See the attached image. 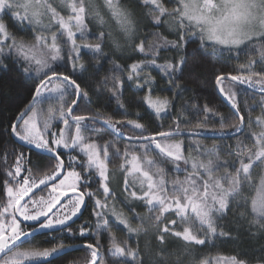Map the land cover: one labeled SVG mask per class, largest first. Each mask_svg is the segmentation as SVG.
I'll list each match as a JSON object with an SVG mask.
<instances>
[{
	"label": "snow or ice",
	"instance_id": "snow-or-ice-1",
	"mask_svg": "<svg viewBox=\"0 0 264 264\" xmlns=\"http://www.w3.org/2000/svg\"><path fill=\"white\" fill-rule=\"evenodd\" d=\"M168 3L175 6L168 7L164 0H0V70L15 67L24 79L31 81L29 102L8 129L0 131V137L7 132L28 153H14L15 164L4 177L7 202L0 205V264H52L75 247L90 252L89 264H184L180 249L190 254L196 246L219 238L232 239L234 229L224 230L219 222L237 212V222L250 218V223L257 226L259 239L264 240V174L257 171H264V98L262 114L254 120L248 115L246 120L237 93L221 87L219 91L235 122L227 123L218 111L197 108L194 115H203L204 122L189 130L181 127L188 122L175 111L185 90L177 81L183 78L187 55L165 57L167 62L162 65L165 85L161 90L172 92V99H153L152 93L161 88L160 83L151 75H143L145 69L161 67L157 64L160 48L150 39L159 38V32L153 29L168 25L175 28L176 38L165 41L166 51L186 53L190 43L199 41L201 49L210 48L220 56L227 53L228 59H239L246 51L258 52L259 59L249 58L234 69L240 74L220 71L215 83L219 86L230 81L235 82L234 86L247 88L259 85L264 93V0ZM5 17L10 25L5 23ZM89 37L96 43H85ZM82 49L93 54L95 65L78 63ZM120 60H124L123 65L117 63ZM107 63L112 64V71L127 72L124 79L114 82L109 100L119 101L127 83L129 88L148 93L136 103L146 104L154 112H137L136 120L126 122L101 121L96 112L78 114L91 111L88 89L92 95H103L107 79L100 89H95L92 83L100 82L89 78L98 76ZM43 104L50 107H38ZM123 107L118 103V108ZM124 114L131 115L127 111ZM215 115L221 116L220 127L207 129L208 119ZM145 116L148 124L137 122ZM164 116L176 117L169 130L149 127L155 124V117ZM128 125L139 132L125 136L123 129ZM202 128L220 138L236 137L239 143L233 150V145L227 143L186 147L182 139H176ZM237 134L251 141V146ZM105 136L126 138L128 143L123 149L118 146L119 139L99 143ZM32 153L46 158L47 163L33 165ZM113 158L122 161L119 168L126 173L122 190L110 186L109 163ZM169 164L172 168L166 171L163 165ZM26 165L46 167L49 171L37 177ZM12 185H19L18 190ZM34 190L48 191L49 198L36 199ZM252 191L255 195H251ZM115 201L141 223L133 227L124 212L117 211ZM140 206H146L153 215L138 216L135 209ZM85 212L96 220V235L89 232L92 225L87 222L81 224L78 233L83 240L92 242L70 246L61 243L43 250L29 247L41 237L66 230L75 240L72 224ZM112 217L129 232L150 238L147 256L139 244L133 247L112 237L111 255L116 259H105L99 236L107 232ZM178 224L182 230L169 227ZM173 238L183 242L176 252L172 251ZM226 264H264V245L260 246L259 255L241 253L230 257Z\"/></svg>",
	"mask_w": 264,
	"mask_h": 264
},
{
	"label": "trees",
	"instance_id": "trees-1",
	"mask_svg": "<svg viewBox=\"0 0 264 264\" xmlns=\"http://www.w3.org/2000/svg\"><path fill=\"white\" fill-rule=\"evenodd\" d=\"M102 2V0H101ZM124 0H121L123 3ZM168 7L175 6L174 4H169L168 0H164ZM5 23L11 24V21L5 17ZM90 28L93 27V24L89 25ZM14 31V28L9 29ZM153 31L159 32V38L153 36L150 39V43L156 44L160 48L161 58L157 60V64L161 67L159 68H149L145 69L143 75H151L155 78L157 82L160 83L161 88L156 89L152 93L153 99L157 97L163 99L165 97L172 99V92L161 90L164 88L165 81L162 79L165 73L163 71L162 65L167 62L166 58H171L176 56L179 58L181 55H187V66L184 69V75L182 79L177 81V84L183 87L185 90L181 93L178 103L176 104L175 111L180 114V118L187 121L186 125H181L186 129H193L198 123L204 122V116H196L194 112L197 108L207 107L211 112H219L225 118L227 123H234L235 117L228 106L227 102L222 97L217 85L215 83V75L219 74L220 71H232V74H240L237 69V66L241 63H246L249 58L259 59V53L251 52H242L239 55V59H228V54L225 53L223 56L214 54L212 49L203 50L199 46V41L196 43H190L185 51L177 53L175 50L166 51L168 45L165 44V41H172L176 38L175 28L165 25L163 28L153 29ZM113 34H116V31L113 30ZM89 44H95L96 41L89 37L87 41H84ZM107 51V49H105ZM125 56L127 54H124ZM235 55V54H233ZM7 63V61H5ZM79 64L95 65L97 63L96 59L93 58V54L87 49H82L81 60ZM117 63L123 65L124 60L117 61ZM131 63V61H128ZM227 65L225 68L224 66ZM127 75V72L121 74L119 71H112V64L107 63L104 65L103 70L99 72V75L96 77H90L89 80H96L100 83H92V88L100 89L105 79H107V84L103 85V95L97 97L92 95L91 89H88L89 94L92 99L91 105L89 108L91 111H85L78 114L91 115L92 112L100 114V119H112L115 121L127 120H136L135 113L139 112L140 114H145V112H154V110L147 109L146 104H137V101H142L143 96L148 94L144 90H137L135 88H129L127 83L124 86L123 95L117 99L109 100L111 95L114 82H118L119 79H124ZM235 82L225 81L224 84L219 85V87L225 88L227 91L228 88H231L232 91L237 93V101L241 109V114L245 115L246 120L248 115H251L253 120L257 115H261V103L262 98H264V93L257 91L260 90L259 85L256 88H247L246 86L235 85ZM81 87H85L84 83L81 84ZM31 81L24 79L19 71L12 67L9 71L0 70V131L8 129V126L11 122H14L15 117L19 112L27 105L30 100ZM179 90V89H177ZM135 93V96L133 95ZM66 99H71L66 97ZM118 103L123 104V108H118ZM41 109H47L50 107L49 104L38 105ZM125 111L131 113V115H125ZM155 124L149 125V127L159 126L161 130H169L171 126H174L176 122V117L168 118L164 116L163 118L155 117ZM221 116L215 115L210 116L205 127L207 129H218L220 127ZM137 122L142 124H148V117L145 116L144 120H138ZM100 125L98 124L97 127ZM125 136L137 134L139 130H133L131 125H128L123 129ZM192 132V131H187ZM195 133H200L203 135L186 133L182 136L176 137V139L183 140L186 147L189 145H195L199 143L202 146L211 147L212 144H221L227 143L233 145V150L235 146L239 143V140L236 137L232 139L220 138L213 134L211 131L205 132L204 129L197 130ZM206 134V135H204ZM240 140H244V143L247 146H251V141H248L246 137L241 134H237ZM119 138L114 136H105L104 140L98 141L99 143H104L105 141H116ZM0 205L7 202L6 193H4V177L6 173L11 169L15 164V155H18L20 152H25L26 155L27 149L20 146V143L17 142L14 138L9 137L7 132L3 133V136L0 137ZM128 143L126 138L119 139L118 146L123 149V146ZM227 152V149H225ZM187 154V153H186ZM195 154V152L193 153ZM30 158L33 162V165L42 166L47 163L46 158H41L35 153L30 155ZM122 163L120 159L113 158L111 163H109V176L112 187H117L119 190L123 189V184L126 174L120 170L119 165ZM166 171H169L172 168V165H163ZM26 167L32 168V174L43 176L44 173L49 171L46 167H33L32 165H26ZM79 170V169H78ZM258 172L264 174V171L257 169ZM25 174V173H23ZM28 174V173H26ZM171 175V173H169ZM251 195H255V192L252 191ZM117 211H123L124 214L128 217L133 227H136L141 223L139 219H133V214L128 211L119 201H115ZM243 211V209H240ZM235 212V209H234ZM135 213L138 216L147 217L153 215L150 213L146 206H140L135 209ZM111 215V214H110ZM238 212L236 216H238ZM236 216L229 215L225 220H221L219 223L224 225V230L234 229L231 233L232 239L228 238H219L215 241H210L205 246H196L189 252L180 249V259L184 261V264H200L201 261H206L207 264H210L214 259L218 258H227L229 259L232 256H239L241 253H247L251 257L254 253L259 255V248L261 245H264V240L259 239V232L257 231V226L250 223V218H241L240 222H237ZM172 218V217H170ZM113 223L109 225L107 232H104L99 236L101 244L106 252V260H114L116 257L111 255V238L115 237L116 240L126 241L131 246L135 247L137 244L145 248V256L148 255L151 247L150 238L143 237V233L136 234L129 232L122 224H119L115 221V218L112 217ZM87 222L92 225L89 229V232L95 236V218L90 219L89 213L85 212L84 216L77 221V223L72 224V230L76 232V239L73 240L69 237L67 230L63 233H53L52 237H41L36 241H33L29 247H32L36 250H43L45 248H51L53 246H59V244L64 243L65 245H82L85 242H92L91 240L85 241L79 237L78 229L81 224ZM147 227V225H146ZM160 227H164V224H161ZM169 227H175L176 230H182V226L179 224L176 226L169 225ZM172 246V251H177V246L183 242L175 238ZM175 258V257H174ZM90 259V252L84 247H79L71 252L65 254L62 257L57 258L52 261V264H71L79 261L83 263L88 262Z\"/></svg>",
	"mask_w": 264,
	"mask_h": 264
},
{
	"label": "rangeland",
	"instance_id": "rangeland-1",
	"mask_svg": "<svg viewBox=\"0 0 264 264\" xmlns=\"http://www.w3.org/2000/svg\"><path fill=\"white\" fill-rule=\"evenodd\" d=\"M81 41L78 40V43H80ZM86 43V42H85ZM179 140V139H177ZM126 174V173H125ZM22 175H26L22 173ZM34 175V174H33ZM34 176H37V177H42V176H39V175H34ZM129 180H131V177H128ZM14 187V189H17L19 188V185H12ZM43 197L45 200H47L49 198V192L48 191H45V192H37L36 193V196L35 198L36 199H39L40 197ZM91 258V257H90ZM228 259L227 258H221V260H219L218 258L214 259L210 264H226V261ZM89 261L90 259L88 260V262H85L83 263V261H79V262H76V263H71V264H89Z\"/></svg>",
	"mask_w": 264,
	"mask_h": 264
},
{
	"label": "water",
	"instance_id": "water-1",
	"mask_svg": "<svg viewBox=\"0 0 264 264\" xmlns=\"http://www.w3.org/2000/svg\"><path fill=\"white\" fill-rule=\"evenodd\" d=\"M217 88L219 89L220 87L217 86ZM257 91H260V90H257ZM260 92H261V91H260ZM101 121H103V120H101ZM186 133H192V134L203 135V134L195 133V132H186ZM186 133H185V134H186ZM204 135H206V134H204ZM16 141H17V140H16ZM17 142H19V141H17ZM19 143H20V142H19ZM41 187H42V186H41ZM34 191H35L36 193L39 192L38 190H34ZM69 194L71 195V193H69ZM30 195H31V193H30ZM25 199H27V197H26ZM65 199H67V198H66V197L63 198L61 202L63 203ZM70 223H71V222H70ZM76 248H79V247H75L74 249H76ZM74 249H73V250H74Z\"/></svg>",
	"mask_w": 264,
	"mask_h": 264
}]
</instances>
